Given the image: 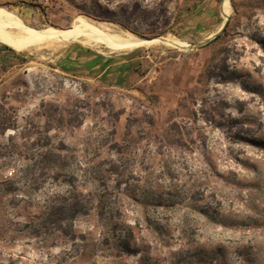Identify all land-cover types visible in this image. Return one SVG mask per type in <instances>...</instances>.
<instances>
[{"label": "rangeland", "instance_id": "374dc122", "mask_svg": "<svg viewBox=\"0 0 264 264\" xmlns=\"http://www.w3.org/2000/svg\"><path fill=\"white\" fill-rule=\"evenodd\" d=\"M0 11L32 30L82 17L187 46L9 47L27 65L0 88V264H264V0H28ZM70 52L139 60L148 78L65 76ZM76 200L86 213L72 215Z\"/></svg>", "mask_w": 264, "mask_h": 264}, {"label": "bare ground", "instance_id": "6f19581e", "mask_svg": "<svg viewBox=\"0 0 264 264\" xmlns=\"http://www.w3.org/2000/svg\"><path fill=\"white\" fill-rule=\"evenodd\" d=\"M0 42L19 53L53 49L73 42L91 48L106 45L111 50H130L154 43L180 49L187 47L183 42L170 37L144 41L130 34H109L82 17H77L66 30H32L26 28L15 15L4 11H0Z\"/></svg>", "mask_w": 264, "mask_h": 264}, {"label": "crops", "instance_id": "0c3cea01", "mask_svg": "<svg viewBox=\"0 0 264 264\" xmlns=\"http://www.w3.org/2000/svg\"><path fill=\"white\" fill-rule=\"evenodd\" d=\"M18 1L28 0H0V5ZM26 65L27 62L21 60L16 52L0 42V73L5 78L0 88ZM143 66V62H139V60H111L109 57H102L88 52L81 55H74L73 52H70V54H67L66 59L61 61L59 68L65 76H72L77 73L86 80L97 82L100 85L111 83L124 87L125 85L132 84L134 86L146 81L148 74L138 77V70Z\"/></svg>", "mask_w": 264, "mask_h": 264}, {"label": "trees", "instance_id": "16d2710c", "mask_svg": "<svg viewBox=\"0 0 264 264\" xmlns=\"http://www.w3.org/2000/svg\"><path fill=\"white\" fill-rule=\"evenodd\" d=\"M69 210L72 213V215H74V216H76L77 214L86 213V211H87L85 208H83L81 205H79V202L77 200L71 204V206L69 207ZM65 211H66L65 208H59L58 209L59 214H63V213H65ZM101 213H102V210H101Z\"/></svg>", "mask_w": 264, "mask_h": 264}, {"label": "water", "instance_id": "95a60500", "mask_svg": "<svg viewBox=\"0 0 264 264\" xmlns=\"http://www.w3.org/2000/svg\"><path fill=\"white\" fill-rule=\"evenodd\" d=\"M226 21H227V18H226V20L224 21V23H223V25L221 26V28L219 29V31H218L215 35H213V36H211L210 38H208V39L205 41V43H207V42H209V41L215 39V37H217V36L219 35V33L224 29L225 24H226ZM199 46H200V44H197L196 46H194V48L199 47ZM188 49H192V48H188Z\"/></svg>", "mask_w": 264, "mask_h": 264}, {"label": "built area", "instance_id": "2783aa9c", "mask_svg": "<svg viewBox=\"0 0 264 264\" xmlns=\"http://www.w3.org/2000/svg\"><path fill=\"white\" fill-rule=\"evenodd\" d=\"M3 75L0 73V83H2Z\"/></svg>", "mask_w": 264, "mask_h": 264}]
</instances>
